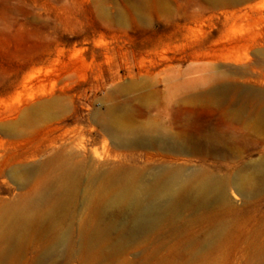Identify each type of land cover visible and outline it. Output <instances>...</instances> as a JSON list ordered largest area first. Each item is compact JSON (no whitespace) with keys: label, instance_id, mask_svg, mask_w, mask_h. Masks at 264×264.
Instances as JSON below:
<instances>
[{"label":"rangeland","instance_id":"obj_1","mask_svg":"<svg viewBox=\"0 0 264 264\" xmlns=\"http://www.w3.org/2000/svg\"><path fill=\"white\" fill-rule=\"evenodd\" d=\"M221 85L264 91V0H0V211L20 193L10 169L48 158L64 138L74 136L99 158L113 150L96 112L113 108L134 125L171 122L183 135L194 120L241 132L244 124L229 123V113L203 101L218 100L207 93ZM225 100L252 99L230 93ZM113 151L110 166H155L141 150ZM243 155L241 165L258 158L254 149ZM177 165L204 167L197 158ZM236 202L232 240L215 260L189 264H262L249 239L264 229V207L247 215L248 201ZM78 215L87 212L79 208ZM188 220L185 213L180 238L204 229ZM30 236L19 256L0 264H39L48 241ZM5 247L0 241V252ZM75 257L60 248L43 264L86 263ZM96 264L167 262L151 236Z\"/></svg>","mask_w":264,"mask_h":264},{"label":"bare ground","instance_id":"obj_2","mask_svg":"<svg viewBox=\"0 0 264 264\" xmlns=\"http://www.w3.org/2000/svg\"><path fill=\"white\" fill-rule=\"evenodd\" d=\"M230 93L252 100H225ZM207 95L218 100L203 101L229 113V123L245 125L241 132L194 120L193 132L183 135L171 122H123L110 108L93 116L112 149L141 150L144 162L154 167L110 166L118 158L113 150L99 158L74 136L64 138L48 158L12 167L9 177L20 193L0 211V241L6 244L0 262L19 256L30 235L48 241L36 256L39 264L60 248L67 258L96 264L135 244L147 245L151 236L167 264L215 260L218 249L232 240L229 217L240 213L238 198L248 201L247 215L264 207V201L250 203L264 197V137H259L264 134V91L221 85ZM250 149L258 158L241 165ZM183 158H197L204 167L185 169L177 165ZM79 208L86 218L78 217ZM185 213L190 227L205 230L180 238ZM249 240L264 264V229Z\"/></svg>","mask_w":264,"mask_h":264}]
</instances>
